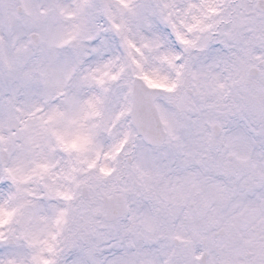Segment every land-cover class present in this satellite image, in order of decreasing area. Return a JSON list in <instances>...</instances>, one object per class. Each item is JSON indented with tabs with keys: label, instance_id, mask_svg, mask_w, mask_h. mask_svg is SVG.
<instances>
[{
	"label": "snow or ice",
	"instance_id": "snow-or-ice-1",
	"mask_svg": "<svg viewBox=\"0 0 264 264\" xmlns=\"http://www.w3.org/2000/svg\"><path fill=\"white\" fill-rule=\"evenodd\" d=\"M0 264H264V0H0Z\"/></svg>",
	"mask_w": 264,
	"mask_h": 264
}]
</instances>
